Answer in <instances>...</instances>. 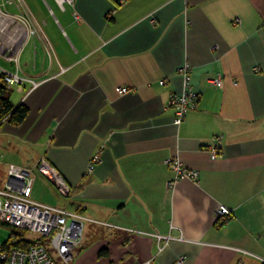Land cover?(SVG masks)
I'll return each instance as SVG.
<instances>
[{
  "label": "crops",
  "instance_id": "obj_1",
  "mask_svg": "<svg viewBox=\"0 0 264 264\" xmlns=\"http://www.w3.org/2000/svg\"><path fill=\"white\" fill-rule=\"evenodd\" d=\"M24 1L14 15L28 28L13 20L5 53L16 46L38 85L10 90L29 113L4 122L11 148L32 151L8 165L46 158L72 186L66 207L93 220L72 264H264V0H74L61 28ZM187 62L199 100L176 125L168 102ZM170 156L199 178L169 187ZM47 183L38 174L34 188ZM157 234L170 237L162 250Z\"/></svg>",
  "mask_w": 264,
  "mask_h": 264
},
{
  "label": "built area",
  "instance_id": "obj_2",
  "mask_svg": "<svg viewBox=\"0 0 264 264\" xmlns=\"http://www.w3.org/2000/svg\"><path fill=\"white\" fill-rule=\"evenodd\" d=\"M64 9L66 4H73L74 0H56ZM123 3L126 0H118ZM5 3L15 4L18 8L25 4L24 0H5ZM75 18H79L75 15ZM21 21L28 28V19L24 15L16 17L14 14L4 10L0 0V54L5 55V59L11 62L15 69L13 71L0 67V77L4 76L6 87L11 90L14 86L23 90L24 84L30 82L32 87H36L38 82L26 75L19 64V50L16 46L10 48L6 55V37L9 28H17L15 22ZM241 23L240 19L236 20ZM10 22V23H8ZM24 26V25H23ZM24 28V27H23ZM36 32V30H32ZM25 36L28 34L25 33ZM4 37V39L2 38ZM179 73L183 76V91L173 93L169 97L168 107L174 113V123L181 125L188 113L197 107L199 94L192 84V66L187 62L179 68ZM211 85L222 87L223 77L209 78ZM165 83L164 80L161 81ZM119 94H126L131 91L127 86L119 88ZM222 136L217 135L214 141L220 142ZM211 155L216 159L221 150L211 146ZM102 152L98 150L91 158L88 166V173L94 171L96 165L102 160ZM165 164L173 173V179L169 182V187L174 186L179 180H197L199 172L186 167L177 156H170L165 159ZM40 174L48 179L58 193L63 197H70L73 188L62 173L49 160L41 158L35 167H25L18 164L8 165V177L6 186L0 188V224L13 227L14 233L7 242H0V264H59L58 258L63 264H72L73 250L80 245L86 223L93 221L79 210L69 209L63 206H56L38 202L33 199V188ZM233 210L227 205L220 204L216 215L220 220H225L231 216ZM31 231L41 234L48 240L29 241L28 246H18L17 243L25 239L24 233ZM158 249L162 250L168 244L170 237L157 234ZM55 253V254H54ZM183 258L178 260L182 264Z\"/></svg>",
  "mask_w": 264,
  "mask_h": 264
},
{
  "label": "rangeland",
  "instance_id": "obj_3",
  "mask_svg": "<svg viewBox=\"0 0 264 264\" xmlns=\"http://www.w3.org/2000/svg\"><path fill=\"white\" fill-rule=\"evenodd\" d=\"M3 4L4 10L12 13V14H18L21 9H19L15 4H8L5 3V0H1ZM30 8L33 10L39 12L50 13V17L46 16L48 19L54 20V14L59 19V27L65 26V18L70 15V5L66 4V9L63 10L61 7L58 6V4L53 0H26ZM60 5V4H59ZM24 7V6H23ZM54 10L53 13L50 11ZM32 17V16H31ZM33 18V17H32ZM10 23V22H8ZM33 26H37V21L34 18L33 19ZM4 39V37L2 36ZM0 67L3 69H11L14 68V65L9 61H7L4 57L0 55ZM13 71V70H11ZM15 87V86H14ZM11 94V91L9 92V95ZM12 95V94H11ZM17 95L15 92L14 97ZM12 128L10 123L4 122L2 126H0V169L3 170L2 176L0 178V188H4L6 186L7 177H8V163L15 161V158L18 156H21L23 158H30L32 151L29 147H23L21 150V153L16 152L11 148V145L8 142L9 134L8 130ZM34 199H39L41 201H47L50 204L60 205L63 207H69L70 206V199L69 197H63L61 196L58 191L52 186L47 183V187L45 185H36L33 191ZM14 233L13 227L6 225V224H0V242L4 243L9 240L10 237H12ZM25 239L29 241H38V240H48V238H44L41 234L34 233L31 231H26L24 233Z\"/></svg>",
  "mask_w": 264,
  "mask_h": 264
},
{
  "label": "trees",
  "instance_id": "obj_4",
  "mask_svg": "<svg viewBox=\"0 0 264 264\" xmlns=\"http://www.w3.org/2000/svg\"><path fill=\"white\" fill-rule=\"evenodd\" d=\"M10 90L7 89L4 76L0 77V124L8 121L13 124H21L29 113V107L25 103L14 104L9 96ZM16 236H21L15 232ZM28 240H20L18 246H28ZM104 253V251H103Z\"/></svg>",
  "mask_w": 264,
  "mask_h": 264
}]
</instances>
